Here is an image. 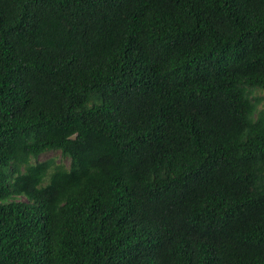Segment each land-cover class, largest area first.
<instances>
[{
    "label": "trees",
    "instance_id": "trees-1",
    "mask_svg": "<svg viewBox=\"0 0 264 264\" xmlns=\"http://www.w3.org/2000/svg\"><path fill=\"white\" fill-rule=\"evenodd\" d=\"M259 93L264 0H0V264H264Z\"/></svg>",
    "mask_w": 264,
    "mask_h": 264
},
{
    "label": "rangeland",
    "instance_id": "rangeland-1",
    "mask_svg": "<svg viewBox=\"0 0 264 264\" xmlns=\"http://www.w3.org/2000/svg\"><path fill=\"white\" fill-rule=\"evenodd\" d=\"M259 94L264 95L263 93H259ZM51 158H55L58 163H65L68 166L70 164V159L64 157L62 155L61 151H59V150L45 152L39 156L38 160L42 161V160H48Z\"/></svg>",
    "mask_w": 264,
    "mask_h": 264
}]
</instances>
